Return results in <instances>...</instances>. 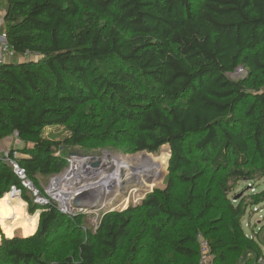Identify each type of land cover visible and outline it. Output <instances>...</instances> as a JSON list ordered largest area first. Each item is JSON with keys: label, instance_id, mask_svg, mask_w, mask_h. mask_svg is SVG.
<instances>
[{"label": "trees", "instance_id": "trees-1", "mask_svg": "<svg viewBox=\"0 0 264 264\" xmlns=\"http://www.w3.org/2000/svg\"><path fill=\"white\" fill-rule=\"evenodd\" d=\"M5 2L9 44L23 60L0 64V142H22L19 162L34 184L63 171L62 147H168L171 157L166 188L108 214L95 235L23 194L39 227L2 235L0 264H200V233L214 264H256L264 239L242 221L264 198L233 203L229 183L253 179L254 157L264 175V0ZM241 67L249 78L232 79ZM239 113L249 133L236 129ZM63 127L69 138H50ZM13 186L22 188L0 160V200ZM143 229L149 258L135 244Z\"/></svg>", "mask_w": 264, "mask_h": 264}, {"label": "rangeland", "instance_id": "rangeland-1", "mask_svg": "<svg viewBox=\"0 0 264 264\" xmlns=\"http://www.w3.org/2000/svg\"><path fill=\"white\" fill-rule=\"evenodd\" d=\"M5 1L6 0L0 1V11L3 12L4 17L6 15V6H7V3ZM201 2L202 0H195V5L198 6ZM22 60H23L22 58H18L16 60H13L12 62L14 61L18 62ZM247 78H249V75L246 74L243 78H239V79H247ZM234 79H238V77H234ZM262 89L264 90V87ZM245 124H248V120H246V118L242 115V113H239L238 122L236 123V129L238 131H242V130L246 131V129L244 128ZM246 132L249 133V131ZM48 135L53 140L64 141L65 139L70 137V132L65 127H63L57 130L49 131ZM12 142L13 143L12 145L9 146V148H11L13 151L18 152L19 157H21L22 155L21 150L15 148L16 140L13 139ZM190 145H194V142H191ZM57 154L58 156L64 158L66 162L63 171L57 175L61 177H67L65 184H64V178H61L60 183L62 185L64 184L63 186L66 185L65 188L70 189L68 190L69 193H71L69 194V197L74 196V194L78 190V187L80 188L81 186H84L85 184H87V182L90 181L91 183L94 182L93 173L95 171V173L99 175L101 173L100 171L101 165L104 162L108 163L106 164L107 172L104 175H106L107 177L112 176L116 168L112 166L111 162L121 155L132 157L138 154H147L148 156L153 158L154 162L157 163L159 161L164 162V167L162 172L163 174L162 176H159V178L156 180L153 177L154 180L152 182V185H149L151 186L150 191L146 192V190H144L143 188L133 187L135 183L131 182L130 180L123 181L122 179L120 181L118 180L117 182H115L110 190L108 191L102 190L95 197L93 193H90L91 196L89 195L88 198L91 199H89V201L87 202L88 203L87 206H83L79 208L75 207L74 206L75 199L73 200L70 199L71 200L70 206H72L70 210H72L71 211L72 215L69 216L70 214H68L67 216L72 219L75 218L81 219L79 224V231L83 232V235H92V234L95 235L98 232L104 218L108 214H116V213L122 214L128 212L130 209H135L141 206L142 203L151 194L155 193V191L164 190L166 188L167 181L170 176L169 160L171 157V153L168 147H163L156 154H152L148 152L127 153L124 150H115L110 146H97L95 145V142H89L86 146H70L68 148L62 147ZM82 163H84L82 169L88 167L87 165H89L91 169L83 170L82 172L83 174H81L83 175V178L71 177L69 175L70 172L73 169H79ZM262 163L263 162L260 161V159L254 157L250 165L246 167V170L252 172V174L254 175L252 180L241 179L238 182L231 181L229 183V186L231 188L230 199L233 203H237L236 201H238V199L239 200L242 199V201L245 204H249L252 202L254 203L257 200L258 202L262 201V199L264 198V175L262 174L261 169L259 170V167H261ZM86 173H92V174H86ZM54 176L55 175L39 178V180L36 181V184H34L37 187V190L39 191L40 204L36 203V199L33 196L32 192L27 189H25V191L21 194V196L19 195L17 197L15 196L16 198L19 199L18 203H20V205H22L24 208L22 212H21V208L17 209L19 210L18 211L19 214H15V211L13 208H11L10 202L7 198L4 197L3 199H1L2 200L1 203L6 204L5 206L6 208L9 207L11 211L13 210L12 212L8 211V213L9 212L12 213L15 218L8 221L5 220L6 219L5 215H2L7 227L4 229L2 224H0V241L2 235H5L8 238L14 236L23 237L24 232L26 230L30 229L31 227L33 228V225L30 222V218H34L35 216L38 217L40 215V212H37L34 215H31L29 213V206L26 203V201L23 199V194L28 195V197H31L33 202L41 207H46L49 202L58 203L57 200L59 198L58 197L54 198L50 195L51 181H52L51 179ZM90 176H92L93 178H91ZM57 193L62 194L61 191H58ZM16 204L17 202L13 200L12 206H16L17 208ZM17 221L18 223H16ZM242 223H243L244 231L247 235H249L250 237L257 236L256 239H258L259 242L261 239H264V201L263 203L257 205L254 208L250 207ZM9 228L13 229V233H12L13 236H9L10 235V232H8ZM143 233L144 234L141 236V238H137L135 240V244H137L138 247L142 246L140 249L143 251L142 253L144 257L149 258V256L146 255L145 251H150L151 247L150 245H145L146 230L144 231L143 229ZM262 248L264 253V246H262ZM122 255L123 254L121 253L120 256L122 257ZM120 259L118 260V262L120 261ZM249 259L250 256H248L247 259L245 260H249ZM118 262H115L113 264H117ZM126 264H135V262L128 260L126 261Z\"/></svg>", "mask_w": 264, "mask_h": 264}, {"label": "built area", "instance_id": "built-area-1", "mask_svg": "<svg viewBox=\"0 0 264 264\" xmlns=\"http://www.w3.org/2000/svg\"><path fill=\"white\" fill-rule=\"evenodd\" d=\"M0 1H4V0H0ZM15 59H16V52L14 51V49L9 44V36H8L7 31H6L4 15H3V12L0 11V64L11 62ZM246 74H247L246 69L241 67V68H238L234 73H231L230 77L232 79H234V77H238V79H239V78H243ZM21 157H22V155H21ZM21 157H19L18 152L13 151L11 148L0 146V160L4 161L5 163H7L12 168L14 174L19 179V181L22 185V188H19L17 186H13L11 188V191H10L11 195L16 194L17 196L18 195L21 196V194L23 193V190L27 189V190L32 192L33 196L36 199V203L40 204V202H39V200H40L39 191L37 190V187L34 185V183L29 179L26 169L24 167H22V165L20 164L19 161H20ZM83 166H84V163L81 164L79 169H73L69 175L71 177L77 178L76 174L80 175V174H82L84 169H91V167L89 165H87L88 167H85L84 169H82ZM61 178H64V184L66 183L67 177H61V176H58L56 174L51 179L52 181H51V189L50 190H52V185L58 184V182H59V180H61ZM78 178H81V177H78ZM91 178H93V177H91ZM76 193H77V191H76ZM76 193L74 194V196L69 197V195L64 196L60 193L52 194V191H51L50 195L52 197H54V198L58 197L59 198L57 200L58 203H55V202H51V203L55 204L57 206V208L59 209V211L63 215L67 216L68 214H70L69 216H71L72 215V212H71L72 210H70L72 207V206H70L71 200L78 197L76 195ZM69 194H71V193H69ZM85 197L89 201V198H88L89 196H85ZM51 203L49 202L48 205ZM198 241L200 244V251H201L200 264H214L215 256L212 254L209 242L207 241L205 236L201 233L198 234ZM256 264H264V254L261 258H259V260L256 262Z\"/></svg>", "mask_w": 264, "mask_h": 264}, {"label": "bare ground", "instance_id": "bare-ground-1", "mask_svg": "<svg viewBox=\"0 0 264 264\" xmlns=\"http://www.w3.org/2000/svg\"><path fill=\"white\" fill-rule=\"evenodd\" d=\"M106 164H108V163L107 162L102 163L101 169H100L101 173L99 175H97L95 172L93 173L94 182H92V183H91V181L87 182V184L78 188L77 193H76L77 196H82V195H84V196L90 195L91 196L90 193H93L94 197H95L102 190H104V191L110 190L113 187L115 182L123 179V177H124L123 169H126L127 171L131 170L130 172H133V171H138L140 173L141 172H148L151 175H153V177L156 180L159 178V176H162L163 167H164V162H160V161L158 163L154 162L153 158L148 156L147 154H138V155L132 156V157L121 155L111 162L112 166L115 167L116 170L112 176L107 177L106 175H104L107 172ZM86 174H92V173H86ZM76 176H77V178L83 177V175H81V174L80 175L76 174ZM155 185H157V184H155ZM65 187H66V185L63 186L59 180L58 184L52 185V190H51L52 194H55L58 191H61L62 195L68 196L69 195L68 190H70V189H67ZM90 189H91V192H90ZM89 199H91V198H89Z\"/></svg>", "mask_w": 264, "mask_h": 264}, {"label": "water", "instance_id": "water-1", "mask_svg": "<svg viewBox=\"0 0 264 264\" xmlns=\"http://www.w3.org/2000/svg\"><path fill=\"white\" fill-rule=\"evenodd\" d=\"M130 171L123 169V172H124L123 181L130 180L131 182L135 183L133 185V187L143 188L144 190H146V192L150 191L151 186H149V185H152V182L154 180L153 175H151L148 172H141L140 173L138 171H133V172H130ZM7 195H9V194H7ZM87 202H88V199L84 195L78 196L74 200V206L78 207V208L83 207V206H87V204H88ZM38 227H39V224L37 226L36 232L38 230Z\"/></svg>", "mask_w": 264, "mask_h": 264}, {"label": "crops", "instance_id": "crops-1", "mask_svg": "<svg viewBox=\"0 0 264 264\" xmlns=\"http://www.w3.org/2000/svg\"><path fill=\"white\" fill-rule=\"evenodd\" d=\"M13 139H15L16 140V149H22L24 146H23V144H22V142L21 141H19V139L16 137V136H11V137H9V138H7V139H5L4 141H2V142H0V146H2V147H7V148H9V146L10 145H12V141H13ZM15 196H17L16 194H14V195H11V194H9V195H6L5 196V198H7L8 200H9V202H10V205H11V208H13L14 209V206H12V204H13V200H15V201H19V199L18 198H16ZM1 201L2 200H0V207H1ZM6 208V207H5ZM18 208L20 209L21 208V212L24 210V208H23V206L22 205H20V203H18ZM1 210V209H0ZM8 211H11V209H9V207H7V209H6V211H2L1 213H0V215L2 216V215H7L6 213H8ZM13 211V210H12ZM11 211V212H12ZM12 214V213H11ZM13 215V214H12ZM14 216V215H13ZM34 218H36V221H35V223H33V219ZM34 218H30V222L32 223V225H33V228L31 229H28V230H26L25 232L26 233H28V234H32V233H36V229H37V226H38V224H39V219H40V215L37 217V216H35ZM16 223H18V221L16 222ZM15 223V224H16ZM21 225V224H20ZM18 226V225H17ZM22 226V225H21ZM9 231L11 232L12 231V228H9ZM23 237H25V236H23Z\"/></svg>", "mask_w": 264, "mask_h": 264}]
</instances>
